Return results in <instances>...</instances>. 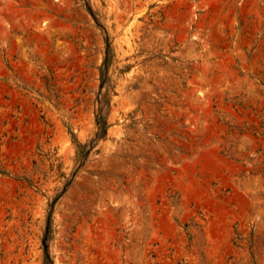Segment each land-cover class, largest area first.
Here are the masks:
<instances>
[{
	"label": "rangeland",
	"instance_id": "obj_1",
	"mask_svg": "<svg viewBox=\"0 0 264 264\" xmlns=\"http://www.w3.org/2000/svg\"><path fill=\"white\" fill-rule=\"evenodd\" d=\"M0 264H264V0H0Z\"/></svg>",
	"mask_w": 264,
	"mask_h": 264
}]
</instances>
